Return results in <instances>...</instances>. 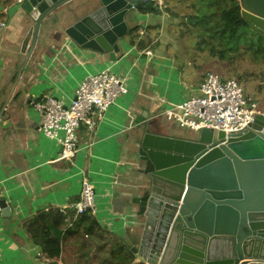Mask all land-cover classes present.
Listing matches in <instances>:
<instances>
[{"label":"crops","instance_id":"crops-1","mask_svg":"<svg viewBox=\"0 0 264 264\" xmlns=\"http://www.w3.org/2000/svg\"><path fill=\"white\" fill-rule=\"evenodd\" d=\"M23 1L0 0V200L11 211L9 217L0 212V264H144L131 251L139 232L128 190L131 142L146 123L157 135L187 138L170 129L179 127L164 112L198 96L211 72L189 60L185 40L178 42L170 28L180 21L158 0L160 14H142L138 8L127 20L128 34L119 42L115 62L79 47L44 21L16 82L34 33ZM107 69L126 78L128 91L95 119L94 131L80 126L79 151L65 163L60 144L41 133L31 103L52 96L70 104L82 82ZM83 175L94 187L96 212L81 219L73 206ZM41 214L47 219L44 231L59 236L58 257H48L42 238L31 234ZM60 217L63 224L57 226Z\"/></svg>","mask_w":264,"mask_h":264},{"label":"water","instance_id":"water-1","mask_svg":"<svg viewBox=\"0 0 264 264\" xmlns=\"http://www.w3.org/2000/svg\"><path fill=\"white\" fill-rule=\"evenodd\" d=\"M148 1L158 0H24L34 33L16 82L44 21L79 47L115 62L119 42L128 34L127 20ZM237 1L250 28L264 33V0ZM137 129L127 169L139 228L131 251L139 262L264 260V117L256 116L248 129L227 140L207 129L184 139L152 133L147 123ZM0 212L11 214L5 199Z\"/></svg>","mask_w":264,"mask_h":264},{"label":"built area","instance_id":"built-area-1","mask_svg":"<svg viewBox=\"0 0 264 264\" xmlns=\"http://www.w3.org/2000/svg\"><path fill=\"white\" fill-rule=\"evenodd\" d=\"M127 91L126 78L107 69L82 82L70 104L44 96L31 105L39 115L38 125L43 136L60 144L61 161L72 163L79 151L77 132L80 126L94 131L95 119L100 120L117 97ZM258 115L264 117V108L255 101L246 100L242 85L233 79L222 81L211 73L201 84L198 96L164 112L168 121L183 130L197 133L203 129L215 130L224 133L225 140L248 129ZM73 208L76 217L96 212L95 190L85 175L80 182L79 200ZM238 264H264V260L245 259Z\"/></svg>","mask_w":264,"mask_h":264},{"label":"rangeland","instance_id":"rangeland-1","mask_svg":"<svg viewBox=\"0 0 264 264\" xmlns=\"http://www.w3.org/2000/svg\"><path fill=\"white\" fill-rule=\"evenodd\" d=\"M179 1L181 0H163L162 8L172 18L175 17L181 22V26L173 25L170 28L173 31L176 30L174 33L177 35L178 42L182 38L185 40V50H187L189 60L202 69L205 68L208 72L219 76L222 81L236 80L242 85L246 100L255 101L261 108H264V56L254 55L252 52L238 56L234 53L233 44H227L223 48L224 59L219 61L210 53V49L215 48L216 52L221 49L218 46L219 41L214 37L210 39L212 34L209 32L201 33L204 29L200 25L197 26L198 19L203 15L211 14L210 18H213L212 12L215 10L216 0H184L181 3ZM189 32L203 34L202 38L205 41L189 35ZM170 129L178 136L192 135L191 131L181 130L175 125H170Z\"/></svg>","mask_w":264,"mask_h":264},{"label":"trees","instance_id":"trees-1","mask_svg":"<svg viewBox=\"0 0 264 264\" xmlns=\"http://www.w3.org/2000/svg\"><path fill=\"white\" fill-rule=\"evenodd\" d=\"M183 1L184 0H181L179 2L181 3ZM214 8L215 10L212 12L213 18H210L211 14H205L198 19L197 26L200 25V27L204 29L201 33L204 34V32H209V34H212V37H209L210 39L214 37L219 41L220 44H218V46L221 47V49L218 52L215 51V48L210 49V53L215 58L219 61H223V48L226 47L227 44H233L234 53L238 54V56H243L247 52H252L254 55L264 56V33L250 28L246 19L241 15V9L237 0H216ZM139 11L142 14L161 13L155 1H148L140 4ZM178 26H181V22ZM188 27L190 28V26ZM137 31L138 27H135L130 30L129 35L133 36ZM201 33L194 34L189 32L188 34L203 40V34L201 35ZM83 217H85V214L81 216V219ZM60 218V220L56 221L57 226L63 224V218ZM46 221V215H39L31 224V234L34 238L41 237L42 242L40 244L43 251L48 257L55 258L60 254V239L59 236L51 238V232L44 231ZM71 226H73V224Z\"/></svg>","mask_w":264,"mask_h":264}]
</instances>
